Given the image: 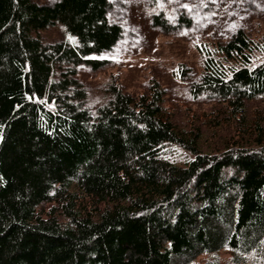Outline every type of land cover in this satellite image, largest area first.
<instances>
[{
    "label": "trees",
    "instance_id": "1",
    "mask_svg": "<svg viewBox=\"0 0 264 264\" xmlns=\"http://www.w3.org/2000/svg\"><path fill=\"white\" fill-rule=\"evenodd\" d=\"M111 6L0 0V264H188L224 247L264 258V109L246 120L247 101L264 96L258 44L239 28L202 48L192 93L243 124L204 151L199 127L179 128L156 79L138 95L115 85L95 112L86 105L77 64L101 67L89 55L120 39ZM56 21L76 41L33 33ZM153 23L171 31L192 20L159 12ZM171 144L192 156L178 163Z\"/></svg>",
    "mask_w": 264,
    "mask_h": 264
},
{
    "label": "rangeland",
    "instance_id": "2",
    "mask_svg": "<svg viewBox=\"0 0 264 264\" xmlns=\"http://www.w3.org/2000/svg\"><path fill=\"white\" fill-rule=\"evenodd\" d=\"M111 1L109 16L120 22L122 35L111 49L89 55L105 59L101 67L92 68L85 62L77 64L75 75L86 89V105L95 112L98 105L113 96L115 85L138 95L156 79L164 89L165 106L179 128L199 127L198 143L202 150L221 149L226 141L239 137L236 133L243 124L228 113L223 103L208 99L204 93L194 95L190 83L202 71V48L213 49L239 28L259 46L253 53V62L264 59V0ZM159 12L172 22L183 12L192 23L164 31L153 23V15ZM33 33L44 42L76 41V36L61 21ZM246 107V120L254 119L264 109V96L248 100ZM206 118H219V123H206ZM166 153L180 164L192 156L189 150L174 144L166 147ZM50 205L42 206L47 209ZM188 264H264V258L256 252L236 254L224 247L203 252Z\"/></svg>",
    "mask_w": 264,
    "mask_h": 264
}]
</instances>
